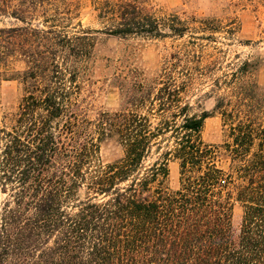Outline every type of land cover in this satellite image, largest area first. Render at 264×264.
Listing matches in <instances>:
<instances>
[{
  "label": "trees",
  "instance_id": "obj_1",
  "mask_svg": "<svg viewBox=\"0 0 264 264\" xmlns=\"http://www.w3.org/2000/svg\"><path fill=\"white\" fill-rule=\"evenodd\" d=\"M146 2L104 0L106 34L213 41L204 33L218 30L214 21L159 18ZM14 15L27 26L1 30L0 68L18 53L27 69L18 110L0 111V264H264V89L245 79L254 63L214 80L227 139L207 144L201 133L212 113H192L184 98L193 78L207 75L193 66L203 54H173L188 63L182 81L166 72L129 94L127 109L91 119L80 102L91 33L69 39ZM109 144L122 157L106 163Z\"/></svg>",
  "mask_w": 264,
  "mask_h": 264
},
{
  "label": "rangeland",
  "instance_id": "obj_2",
  "mask_svg": "<svg viewBox=\"0 0 264 264\" xmlns=\"http://www.w3.org/2000/svg\"><path fill=\"white\" fill-rule=\"evenodd\" d=\"M102 2L104 0H0V32L27 26L14 17L15 13L29 18L32 28L53 30L58 36L69 39L80 35L82 30L90 32L94 45L83 64L80 102L91 119L104 112L127 109L129 94H133L140 85L159 82L166 72L182 81V72L188 63L185 59L174 60L172 55L181 51L182 58L186 50H196L203 54V60L193 66H200L207 75L193 78V85L184 98L192 106V113H212L204 123L202 140L207 144L223 143L227 139V131L221 116L214 113L216 100L222 93L215 92L213 82L230 79L244 62H252L254 68L245 79L257 82L264 89V0H147L145 7L159 18L176 14L182 19L195 16L214 21L218 30L212 34L204 33L205 36H213L211 42L194 39L190 34L184 38L172 36L162 40L110 36L105 30L111 23L100 18ZM0 38H3L1 33ZM189 41L198 42L203 46L202 50L191 46ZM53 48V52L60 55L55 43ZM11 56L6 66L0 68L1 113H15L25 96L22 83L27 69L25 58L18 53ZM58 60L61 62L62 59ZM6 67L7 70L4 69ZM168 144L169 140L164 138L162 146ZM121 157V150L114 144L101 150V158L106 163ZM158 158V154L153 155L150 163ZM169 168L170 188L176 190L180 186L179 163L172 161ZM234 214V227L238 234L241 209L237 208Z\"/></svg>",
  "mask_w": 264,
  "mask_h": 264
}]
</instances>
